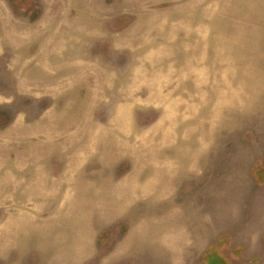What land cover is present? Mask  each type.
Instances as JSON below:
<instances>
[{
    "label": "rangeland",
    "instance_id": "rangeland-1",
    "mask_svg": "<svg viewBox=\"0 0 264 264\" xmlns=\"http://www.w3.org/2000/svg\"><path fill=\"white\" fill-rule=\"evenodd\" d=\"M0 264H264V0H0Z\"/></svg>",
    "mask_w": 264,
    "mask_h": 264
}]
</instances>
